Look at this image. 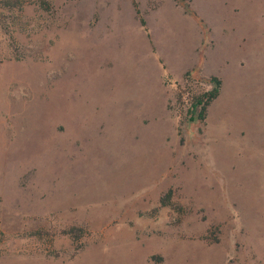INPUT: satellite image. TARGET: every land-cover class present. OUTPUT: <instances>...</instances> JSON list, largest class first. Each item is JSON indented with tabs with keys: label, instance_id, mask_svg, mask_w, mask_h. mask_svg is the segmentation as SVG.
I'll return each instance as SVG.
<instances>
[{
	"label": "rangeland",
	"instance_id": "1",
	"mask_svg": "<svg viewBox=\"0 0 264 264\" xmlns=\"http://www.w3.org/2000/svg\"><path fill=\"white\" fill-rule=\"evenodd\" d=\"M40 1L0 0V264H264V0ZM169 10L206 31L180 74Z\"/></svg>",
	"mask_w": 264,
	"mask_h": 264
},
{
	"label": "crops",
	"instance_id": "2",
	"mask_svg": "<svg viewBox=\"0 0 264 264\" xmlns=\"http://www.w3.org/2000/svg\"><path fill=\"white\" fill-rule=\"evenodd\" d=\"M174 13L169 10L164 16L161 14L159 20L152 21L150 32L168 69L180 74L198 67L192 56L194 58L201 46L205 47L206 31L198 27V22L185 10Z\"/></svg>",
	"mask_w": 264,
	"mask_h": 264
},
{
	"label": "trees",
	"instance_id": "3",
	"mask_svg": "<svg viewBox=\"0 0 264 264\" xmlns=\"http://www.w3.org/2000/svg\"><path fill=\"white\" fill-rule=\"evenodd\" d=\"M1 3L4 7L14 9L16 7L22 6V4H24V0H1ZM40 5L44 9L49 10L51 7V2L50 0H41ZM142 24L145 25V20L143 19H142ZM187 76L189 77L190 73H187ZM208 81L211 84V87L209 89H206L204 92L199 93V94H193V95L190 94L191 99L189 98V101L191 103V111H192L191 119L192 120H195V119L205 120L207 108L209 104L213 100H215L221 92L222 79L220 77L213 75L209 78ZM181 96L182 94L179 95V97ZM76 231L80 232L81 229L77 227H72L68 231V233H71L77 239L78 237L77 235H79V233H77Z\"/></svg>",
	"mask_w": 264,
	"mask_h": 264
}]
</instances>
